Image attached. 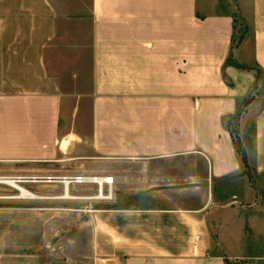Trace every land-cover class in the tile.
<instances>
[{
  "label": "crops",
  "instance_id": "1",
  "mask_svg": "<svg viewBox=\"0 0 264 264\" xmlns=\"http://www.w3.org/2000/svg\"><path fill=\"white\" fill-rule=\"evenodd\" d=\"M233 2L0 0V155L114 177L112 201H75L89 259L54 257L48 206L0 210V264H264V0Z\"/></svg>",
  "mask_w": 264,
  "mask_h": 264
},
{
  "label": "rangeland",
  "instance_id": "2",
  "mask_svg": "<svg viewBox=\"0 0 264 264\" xmlns=\"http://www.w3.org/2000/svg\"><path fill=\"white\" fill-rule=\"evenodd\" d=\"M229 1L233 0H221V8H226L227 3ZM231 3V2H230ZM230 5V4H229ZM238 15V14H236ZM24 109H22L23 114ZM64 111V124L60 125V129L64 130L63 127H70L73 125H68V120L70 119L71 115H75L77 109L74 108H65ZM80 113L82 114V120L80 121V126L84 128V130L88 127V119H89V109H80ZM22 117V123H21V135L29 133V129L25 127V123L23 121ZM23 142V141H22ZM7 148V147H6ZM12 148H10V151ZM22 151H25L26 148H24L22 145L19 148ZM19 151V150H17ZM27 155H21V158H26ZM12 154H6V155H0V176L4 177H12V176H32L35 175H52V174H41L46 173L47 168L50 169L45 164H41L39 167H36L34 164H30L26 161H11L10 159H13ZM48 184V185H47ZM52 183H45V182H24L22 183L23 186H25L30 191L32 190L33 193L36 194L35 198H29V199H18L16 197H20V193L14 189L12 186L6 183H0V210L2 209H16V208H23V209H29V208H44L48 206H52L54 208H58L57 210H61L65 212V217L68 219V230L65 235L60 234H54L52 237V252L54 254V257L56 254H62L64 255L66 252L68 253L70 263L81 259V260H87L89 259L88 255L90 254L89 251V245H90V236L88 234L89 230L86 228L83 230L81 226L78 225V219L75 217V209L76 207H81V203L75 202L76 200H53V202L48 201L46 199L39 198L38 194H46L48 189H52L54 193H58L61 191V185L56 184L59 186H56L54 184L50 185ZM57 191V192H56ZM60 193V192H59ZM25 198V197H23ZM65 222H63V229H64ZM58 231L61 228V221L56 222V227ZM30 249L24 248V253H29ZM59 258V257H58ZM56 258V259H58ZM229 264H237V263H231Z\"/></svg>",
  "mask_w": 264,
  "mask_h": 264
},
{
  "label": "built area",
  "instance_id": "3",
  "mask_svg": "<svg viewBox=\"0 0 264 264\" xmlns=\"http://www.w3.org/2000/svg\"><path fill=\"white\" fill-rule=\"evenodd\" d=\"M45 183H60V193L49 192L44 195L47 198L54 200H99V201H112L114 199V177L113 176H101V175H89V174H65L49 176ZM41 183V182H40ZM84 184H94L96 189L94 193H78L75 191V186ZM70 192V196L66 197V192Z\"/></svg>",
  "mask_w": 264,
  "mask_h": 264
},
{
  "label": "trees",
  "instance_id": "4",
  "mask_svg": "<svg viewBox=\"0 0 264 264\" xmlns=\"http://www.w3.org/2000/svg\"><path fill=\"white\" fill-rule=\"evenodd\" d=\"M246 26L243 24V21L242 19L239 17V15H236L234 14V20H233V34H232V48L234 46H236L237 44H239L244 36V33L246 31ZM226 63L228 64H233L237 67H240V68H249V67H246L238 62H236L233 57H232V54L230 52V54L228 55V58H227V61ZM260 71L257 70V73H258V77H259V73ZM248 101L247 98H245L243 100V104H246V102ZM242 112V108L239 107L237 112L231 116V117H228L224 120V122H226V124L228 125V127L230 128V132L232 134V137H233V141H234V144H235V147H236V151L238 152V154L241 156L246 168H247V160H246V156H245V151L243 149V146L240 142V139H239V136H238V131H237V122H238V119H239V116ZM246 173H248L249 175V172H247V169L245 170ZM251 179H253L251 177V175H249ZM227 260V259H226ZM227 264H229V262H227Z\"/></svg>",
  "mask_w": 264,
  "mask_h": 264
},
{
  "label": "bare ground",
  "instance_id": "5",
  "mask_svg": "<svg viewBox=\"0 0 264 264\" xmlns=\"http://www.w3.org/2000/svg\"><path fill=\"white\" fill-rule=\"evenodd\" d=\"M49 176L51 175H32V176H4L1 177L0 176V183H6L9 184L10 186H12L14 189H16L21 195L20 197H16L18 199H29V198H35L36 194L32 192V190L30 191L29 189H27L25 186L22 185V183L24 182H46L49 178ZM54 176V175H52ZM39 198H47L44 195H39ZM66 197L70 196V192H66ZM25 197V198H23Z\"/></svg>",
  "mask_w": 264,
  "mask_h": 264
}]
</instances>
